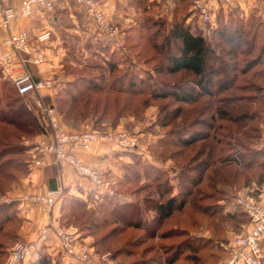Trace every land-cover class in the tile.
<instances>
[{"label":"rangeland","instance_id":"1","mask_svg":"<svg viewBox=\"0 0 264 264\" xmlns=\"http://www.w3.org/2000/svg\"><path fill=\"white\" fill-rule=\"evenodd\" d=\"M225 9L235 10L237 18L245 24L248 38H254V46L238 54L236 68L222 65L213 76L210 93L200 94V86L196 84L198 78L191 72H157L156 68L166 63L169 53L177 52L178 45L172 43L159 51L144 35L133 40L137 42L134 48L125 43V51L116 55L121 60L120 66L112 75L127 70L129 75L146 79L149 86L138 82L139 89L135 93L124 86L123 92L105 89L91 95L92 103L86 116L82 117L77 111L83 103L67 112L68 105L59 107L56 99L64 89L73 90L68 83L77 75L98 76L100 69L94 66L100 63V57L87 54L81 48L75 49L73 58L78 64L65 65L66 72L71 74L60 76L56 72L50 76H60L55 83L56 89L40 92L39 97L45 103L58 106L65 127L74 131L88 126L124 130L136 139L137 146L113 150L117 157L121 155L115 161L116 169L108 171L96 165L112 181L113 194L101 191L91 182L86 193L61 187L56 204L65 201L58 217L53 216L56 204L47 212L39 204L30 203L38 205L44 213L36 222L37 234L33 239L23 233L28 217L22 213L24 208L19 196L42 193L46 189L19 196L12 192L36 157L32 152L36 135L0 124V151L6 149L1 159L9 163L0 172V207L3 203L16 202L1 212L10 219L0 222V264H13L10 249L15 243L37 238L44 216L50 217L55 225L74 227L79 237L91 246L93 264H221L234 261L238 256L235 239L250 227V218L238 199L240 195L257 197L264 186V54L252 68L242 70L247 61L259 58L260 46L264 43V7H255L248 14H242L240 6ZM223 12L219 18H224ZM156 19L163 23L154 37L155 43L160 45L169 21L162 17ZM188 21L197 22L196 17ZM211 41L226 45L223 39L214 37ZM223 59L233 60L224 53ZM106 76L111 77L109 73ZM153 87L184 92L195 87L197 97L191 101L172 95L156 97L151 92ZM2 95L5 96L3 101L9 99V92L0 86V98ZM20 101L27 105L29 100L23 97ZM95 103H98V110L93 108ZM104 105L107 110L101 115ZM193 134L198 135L197 140L185 143L183 138ZM172 195L177 201L182 198L185 202L160 220L151 199L165 200ZM124 202L136 204L139 210L136 215L143 221H132L135 219L132 206L120 208L123 220L111 214L116 205ZM44 253L51 257L50 264H84L71 260L59 244L50 241L38 249L34 258L18 264H37L38 257ZM262 260L264 263V257Z\"/></svg>","mask_w":264,"mask_h":264},{"label":"built area","instance_id":"2","mask_svg":"<svg viewBox=\"0 0 264 264\" xmlns=\"http://www.w3.org/2000/svg\"><path fill=\"white\" fill-rule=\"evenodd\" d=\"M8 0H0V4ZM191 0L190 10L196 17L199 31L204 37H211L216 26V9L219 7L246 8L247 0ZM82 7L88 21L93 25L102 38L116 46H124L120 35V28L109 17L104 0H76ZM264 6V0H260ZM162 10L169 13L173 0H162ZM35 5L53 11L54 0H22L21 13L29 16ZM15 12L10 5H4L2 10V24L9 25ZM47 34L37 40H31L26 30L10 32L0 40V70L5 77L11 79L18 93L29 101L27 106L44 116L47 128L39 137L33 140V149L42 155L36 156L32 163L36 166L46 164V155L50 154L56 162L66 163L81 176L86 177L92 184L107 194H113L112 181L99 168L76 155L74 147L89 148L95 141L111 142L119 148H134L136 139L129 132L118 129H97L88 126L80 131L68 129L61 123L57 108L54 104L45 103L39 97L40 90L51 87L57 82L54 77L36 78L27 67V63H40L46 53L42 41ZM125 49V48H124ZM62 188H47L42 193H26L19 196L21 203H37L47 212L58 202ZM238 204L250 218V227L242 235H238L235 244H238L237 257L234 261L227 260L221 264H264V186L257 197L244 198L240 195ZM38 228L35 240L20 241L11 247L10 260L13 264L26 262L35 257L38 249L49 243L52 237L58 241L61 249L71 260L93 264L91 260V246L84 242L72 226H58L50 217L44 216ZM105 257V255H104ZM239 260H241L239 262Z\"/></svg>","mask_w":264,"mask_h":264},{"label":"trees","instance_id":"3","mask_svg":"<svg viewBox=\"0 0 264 264\" xmlns=\"http://www.w3.org/2000/svg\"><path fill=\"white\" fill-rule=\"evenodd\" d=\"M184 2L185 1L183 0H179V3L175 6L170 18L167 16L169 14L162 16V18H166L169 21L163 43H160L159 45L158 43H155L154 40L156 34L161 30L159 26L163 25V23L150 14L145 15L139 22V25L134 29V33L126 37L127 42L129 44V48H134L137 42H133V40H139V38L144 35L148 40H151L154 43L153 46L155 48L158 47L159 51L163 50V48L167 47V45L171 46L172 43L177 44V52L169 53V55L166 57V63L163 66L161 65L156 68L157 72H191L198 78L196 80V84L200 86V94L210 93L209 87L213 83V76H215V74L221 70L222 65L231 67L232 69L236 68L238 65L236 61L238 54L242 51H250L254 46V38H248V31L245 28V24L239 18H237L234 9L229 11L228 19L230 18V24L228 19L226 22L224 18L222 19L217 17L216 26L214 27L211 37H204L199 31L196 23L191 24L189 21H187L189 11L186 9V4H184ZM188 2L190 3L191 0H188ZM214 37L223 39L226 45H222L221 42L215 43L216 45L213 44L211 39ZM100 47L102 48V45H99V47L93 46L92 50H96V48ZM218 48L219 50H217ZM104 49L106 50V48ZM223 53L228 55L233 60H224ZM90 54L100 57V63H96L94 66L95 68L100 69V74L98 76L81 74L77 75L74 80L69 81L68 84L73 88V90L64 89V91L60 92L56 99L58 105H60L59 107L68 105V109L66 110L67 112H71L73 109L76 110V105L83 103L82 107L77 111L82 117L86 116L89 111V106L92 103L91 95L102 93L105 89L115 92H123L125 89L124 86H127L131 92L135 93V91L139 89H137L136 83H148L145 81L146 79L138 77L135 74L129 75L127 70L119 75L113 76L112 73L118 70L121 62L115 53L109 52L107 50L104 54H101L100 51L96 50L90 52ZM263 54L264 43L260 46L258 54L259 58L247 61L242 70H248L256 65ZM27 67L30 69V63H27ZM91 67L94 68L93 66ZM108 73L111 75V77H109L110 79H108L106 76ZM107 83L110 84V86H107ZM0 86L3 88V90L9 92V95H7L9 99L7 101H3L2 99L4 95L6 96L4 93V95H2L0 98V124L4 123L14 126L20 132L25 134L30 133L33 136H39L45 132L47 125L45 123L44 116L40 113H36L34 110H31L26 105V102L20 101L23 99V96L18 93L13 81L3 75V78L0 79ZM151 89V92L153 93L152 95L156 97L172 95L179 100L186 101L194 100L197 97L196 94H194L196 92L194 91L195 87H193L189 92H184V90L180 89H163L161 87H153ZM55 107L57 110L59 109L57 105H55ZM93 108L98 110V103H95ZM105 109L106 107L103 109V111H101V115L106 113L107 109ZM197 138L198 135L193 134L189 137L183 138V140L188 144L197 140ZM9 147L7 146L8 149H11ZM5 151L6 149H1L0 151V172H3L4 169L9 165L8 161L1 159ZM20 166H22V164ZM191 181H194V179H191ZM64 201H60L61 210L64 209ZM184 202L185 201L182 198L177 201V197L175 195L169 196L165 200L160 198L151 199V204L153 205V208L157 210V215L160 220L170 216L173 211L181 207ZM14 205H16V202H7L1 204L0 222L10 219L7 218L6 215L2 216L1 212ZM131 206L134 210L132 212V217L135 218L132 221H143L141 216L136 215L139 212L136 204L131 202H124L116 205L111 210V214L116 218H119V220H123L124 214L121 212L120 208L124 209ZM137 224L138 226L141 225L140 223ZM50 261L51 257L44 253L38 257L37 264H50Z\"/></svg>","mask_w":264,"mask_h":264},{"label":"crops","instance_id":"4","mask_svg":"<svg viewBox=\"0 0 264 264\" xmlns=\"http://www.w3.org/2000/svg\"><path fill=\"white\" fill-rule=\"evenodd\" d=\"M185 1L186 9L189 11L187 21L195 17L190 10V3ZM214 4L215 1L211 0ZM22 0H8L0 4V40L5 38L10 32H17L22 29L26 30L31 40H37L41 35L47 34V37L42 41L46 53L45 59L40 63H30V69L37 78L50 77L53 73L57 75L66 76V66H76V61L73 58L75 49L80 48L87 54H90L92 47L104 54L107 50L116 55L125 51L124 46H116L108 40L101 37L93 25L88 21L82 7L76 0H54L55 8L53 11L47 10L40 5H35L32 13L29 16H24L21 13ZM174 5L170 13H164L162 10V0H104L105 9L112 19L120 28V35L123 43L126 46L127 36L134 33V29L139 25V22L145 15H152L154 17H162L167 15L168 18L172 16L175 6L179 0H173ZM10 5L14 8V16L9 25L2 24V10L4 5ZM261 7L260 0H247L246 8H241L242 14H248L249 11ZM261 7V8H260ZM257 9V8H256ZM216 19L219 14L224 11V20L228 19L229 11L225 7L216 9ZM261 12V11H260ZM225 20V21H226ZM126 43V44H125ZM129 47V46H128ZM106 48V50L104 49ZM118 56V55H117ZM66 65V66H65ZM62 68V70H61ZM61 71H64L62 74ZM3 72L0 70V74ZM56 78L57 82L60 80ZM56 87H46L40 90L41 94L55 90ZM39 137L38 135L35 137ZM117 148L111 142L95 141L89 148L74 147L73 151L76 155L85 160L97 165L102 169H116L115 161L118 157L113 152ZM31 150V149H30ZM33 150V149H32ZM34 156L42 155L39 151L34 149ZM46 164L36 166L32 162L29 163V171L23 175L21 182L14 187L13 195L19 196L24 192H42L47 188H69L81 193L87 192V185H92L90 181L76 173L70 165L56 162L52 155H46ZM101 169V170H102ZM22 213L28 217L25 221L23 233L29 239L36 237V222L44 215L43 211L38 205H31L30 203H22ZM60 203L53 208V216L58 217ZM51 243L58 244L55 236L52 237Z\"/></svg>","mask_w":264,"mask_h":264}]
</instances>
